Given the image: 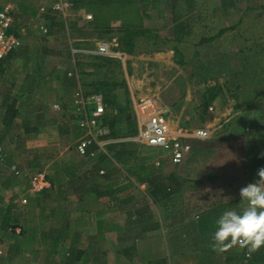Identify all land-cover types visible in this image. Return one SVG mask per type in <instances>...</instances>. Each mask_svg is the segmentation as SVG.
<instances>
[{
    "label": "rangeland",
    "instance_id": "1",
    "mask_svg": "<svg viewBox=\"0 0 264 264\" xmlns=\"http://www.w3.org/2000/svg\"><path fill=\"white\" fill-rule=\"evenodd\" d=\"M171 1L158 0L157 6L146 2V6L154 9L156 15L162 13L160 20L167 28L159 33L157 42L163 45V49L178 45L182 53L175 54L179 64L155 66L152 72L157 80H147L145 75L143 81L149 85L153 82L155 90L157 87L164 89L165 99L172 107L170 110L155 90L149 94L155 99L164 121L191 143L192 150L183 162H174L170 158V162L156 172L155 180L164 181L165 186L170 185L173 190L170 198L158 203L151 197L155 191L151 185L142 184L135 170L127 164L121 165L123 174L135 186L130 189L135 199L126 208L129 207L127 210L136 213L137 217L130 219L123 210L124 215L116 213L108 220L99 219L100 211L91 214L79 211L82 202L77 199L76 192L58 203L59 207L53 208L50 204L55 206V203L48 202L43 210L39 207L31 210L33 199L23 205L19 198L15 199L16 202L13 200V196L26 192L28 178L34 172L36 164L28 161L29 155L32 156L33 150L43 148L45 142L48 144L45 147L52 150L55 139H60L57 123L68 119L67 104L76 88L65 83L64 70L78 68L81 80L91 82L104 76L103 72L108 68L93 65L90 55L83 52H78L75 58L79 66H74V58L68 57L63 49L64 37L58 34L47 38L45 33L36 31L34 21L40 0H0V5L11 2L16 6L21 26L27 30L23 42L29 47V51L10 55L3 62L0 133L4 127L3 101L9 94L20 110L18 122L26 118L33 120L32 110L39 103L47 104L48 108L43 111L45 118L51 120L39 132L23 135L22 139L16 137L22 131L14 126L10 136L1 144L8 155V163L18 164L23 173L17 177L6 165L0 168V264H63L74 244L84 250L74 264L107 263L108 252L104 253V248L108 246L112 250L111 264L120 263V249H126L127 260L134 259L138 252L158 250L164 255L171 252L169 264H178L182 260L186 264H247V257L241 258V253L252 254L250 246L226 243L223 250H219L213 248L212 236L216 230L215 222L224 211L239 212L247 206V202L239 197V190L253 181L257 170L264 167V156L261 155L264 153V0H175L173 6ZM105 10L96 8V13ZM172 10L187 12L179 19L188 26L184 34L170 31ZM118 13L122 19L121 9ZM96 20L99 21V17ZM72 21L68 22L69 28L66 29L67 34L72 35V42L74 38H81L85 40L84 46L92 47L100 37H107L100 42H108L114 52L123 51L122 30L118 24L94 28L83 25L80 17ZM73 26H76L74 33ZM169 49L167 52L171 53ZM110 68L115 71L109 80L120 85L125 76L123 69H118L115 64ZM33 78L35 83L30 86ZM25 84L30 87L33 97L28 95L29 90L23 91ZM142 84L145 89L146 84ZM137 91L139 89L134 91L133 104L136 102V105L131 112L135 113L140 127L139 137L143 123L148 119L145 117L146 121H143L146 114L136 107L141 98ZM113 92L124 96V86H118ZM56 99L68 102L63 110L52 109ZM135 140L143 149L142 153L151 152V147L142 139L135 137ZM73 145L74 141H71V149L66 144L59 145L64 156L72 151ZM155 154L166 156L162 151ZM135 162L136 159L132 158L128 163ZM11 200L17 204L13 212L22 211H18L21 221L3 227L1 219ZM121 235L126 238L124 241H119Z\"/></svg>",
    "mask_w": 264,
    "mask_h": 264
},
{
    "label": "crops",
    "instance_id": "2",
    "mask_svg": "<svg viewBox=\"0 0 264 264\" xmlns=\"http://www.w3.org/2000/svg\"><path fill=\"white\" fill-rule=\"evenodd\" d=\"M45 1L46 0H40L39 7L37 8V11H38L37 17L34 21V24H35L34 29H36V31H39V32H42V31L36 26V22L38 21L39 8L42 5V3ZM47 1H50V0H47ZM76 1L78 2L77 7H76ZM93 1L102 2L104 3V5L107 3L105 6V9H106L105 12L96 13V8L98 9L100 8L97 5H92ZM157 1L158 0H74V6L69 12L70 15L67 17V23L72 20H73L72 22H75L80 17V19L82 20L81 23L83 25H88V26L92 25L95 28V27H100L98 25L100 20L99 21L96 20L98 17L100 18L102 15H108V16L114 15V16H118L119 18L118 10L121 9L123 18L120 19L118 22L113 21L111 25L118 24V26L122 30L121 37L123 36V44H124L123 51L114 52L111 49H109L108 53L106 54L99 53L98 47L101 41L100 39L102 38L107 39V37H102V38L100 37L97 44L92 47L84 46L85 40L81 38H76V39L74 38L75 41L73 42L71 41V45H72V50L74 53L83 52L87 55H92V54L108 55V57L109 56L117 57L121 61L122 69H123V76H124V73H125V76H124V79L120 80V82L125 83V85H123L125 89V95L118 96L117 100H118V104L123 106V105H126L128 101L131 99L130 101L131 103L130 102L129 103H130V107L132 110H133V105L134 107L136 105V102L133 104V100H134L133 98L135 97L134 91L136 89H139L137 93L141 97L153 94L152 91L155 90L156 85H153V82L150 83L149 85V82L143 81V77L146 75L148 76L147 80L148 79L157 80V76L152 72L153 70H155V66L164 65V64L177 65L179 63H177L175 54L177 52L182 55L181 49L178 47V45L170 47V49L169 47H164L163 49L162 48L163 45L160 46V44L157 42L158 37L160 35L159 33L163 32L164 31L163 28H167V27L165 24H163V20L162 22L160 20L162 17V13L160 15H156V12L154 9H152L151 7L148 8V5L146 6V2H149V4L152 6L153 4L154 6H157L156 4ZM171 2H172V6L174 5V3L176 4L175 0H172ZM7 3H11V2H7ZM144 3H145V6H144ZM4 4H6V2ZM4 4L0 5V7H2ZM115 4H119L118 9L113 8ZM15 10L17 14V25H18L17 30L20 32L23 38V36L27 33V30L24 26H21V22H20V19L18 17V12H17L18 10L16 6H15ZM171 12H172L171 21L173 22V24L170 25L171 26L170 31L173 33L176 32L178 34L179 33L184 34L188 30V26L182 21L179 22V19L182 18V15L183 17H185L184 15L187 14V12L185 11L175 12V10H172ZM56 15L58 19H61L65 21L66 23V19L62 15L60 14H56ZM56 15L47 14L45 16H51L53 18ZM87 15H92V18H87ZM92 20L93 22H91ZM154 20H156L155 23H154ZM158 20H160L161 24L158 22ZM93 27L92 29H94ZM75 30H76V26L74 28L73 33L75 32ZM44 35L46 36V33ZM49 37L50 36H48L47 38ZM112 39L115 40L116 37H113ZM129 39H130L131 44L128 43ZM178 40H181V37L178 38ZM126 47L127 48L129 47V50L126 49ZM168 49L171 53L167 52ZM73 63L75 66L76 65L75 58H74ZM77 71H78L77 68L69 70L68 75L71 77L75 76V79H72V80L70 79L69 81H67V83L75 87L76 88L75 91L79 87H82L85 91L93 89V87L88 88V89L85 88L87 85L86 84L84 85L83 83L84 80H81V75H78ZM143 82L144 84H146L145 89L142 88ZM147 87H148V90H147ZM156 89L158 90H155V92L161 99V102L166 105V108L168 110H170L172 107L170 106V104H168L167 99H165L166 92L162 91L164 90L163 88L157 87ZM156 93H154V95H156ZM70 101L71 100H69L68 102L70 103ZM54 102H60L63 107L64 106L66 107V104L68 103V102L64 103L60 99H56ZM69 103L67 105H69ZM51 107L53 109V104L51 105ZM115 112H117V110H115ZM134 115L135 113L133 114V116ZM133 118H135L136 120V117H133ZM124 119L125 118L123 117H119V119L117 120V124H116L118 128L123 126ZM65 121L66 122L60 121L59 123H57L56 130H57L58 138L60 139H55L52 150L45 147V146H48L46 142L43 148H38V152L40 155L47 154V155H50V157L46 156L40 161L38 160L39 164L41 165L37 168L35 165V167L33 168L34 172L28 178V186H29V179L35 172L40 171V170H46L48 171L49 177L52 181V188L48 191L37 194L35 197L32 196L33 198L30 197L31 196L30 195L28 196L29 199L34 200L36 198H39L40 201L43 203L42 205H44V208L46 207L48 202L55 203V206L50 204V206L54 208V207H59L58 203L67 199L68 196L71 197L73 193L76 192L78 196L77 199L80 202H82L81 205L78 207V210L81 211L82 213L88 212L89 214H91V212L100 211L101 216L99 219L102 218V219H108V220L110 219L111 215L116 214V213L121 214V216L124 215V213H122L123 210L126 214H128L127 209L129 207L126 208V205L135 199L133 194L130 192L131 187L133 188L135 187L133 186L132 181L122 172L120 173L114 172L111 176L109 177L106 176L108 174V168L113 167L112 163L108 161L107 159L106 161L101 162L98 167L94 168L95 162L93 160H95V158H97L98 155L96 154L93 157L83 156L82 154L78 152L76 148L77 140L83 134L82 128L77 124L74 116L71 115L70 113L68 114V119ZM136 123L138 127V132L135 134V136L120 137L119 135L122 132L121 131L122 129H121L120 131H117L118 137L109 138L108 136H106L103 139L104 140L103 149L107 143L114 142L115 144H117V146H115L113 149L115 152L120 151L123 155H124V152H126V154H128V151L131 152L132 156L126 162L128 167H133V166H138V165L141 166L144 164H150V165L152 164L154 165V168L158 167L162 169L163 166H165V164L168 161L170 162V156L166 152L159 150L157 148L151 147V146H150L151 147L150 153H142L143 149L142 150L140 149L139 142H136L135 140V137L137 139V134L139 133V129H140L137 120H136ZM67 134H71V137H66ZM71 141H74L75 145H73L72 151H70V153L64 156L63 155L64 151L60 150L59 145L63 146L64 144H66V146L68 145L67 148L71 149V146H70ZM158 151L164 152L166 156L160 157V155L158 154L156 155L155 153H158ZM32 156H34V150H33ZM32 156L29 155L28 161L33 160ZM132 158L136 159V162L134 164H129L128 162H130ZM8 162L9 160L6 159L4 165H6L8 168L11 169V165L15 163L9 164ZM116 164L121 165L120 162ZM49 165H51L50 169H48ZM18 167L21 170V173H23L22 168L19 165ZM69 167H71L72 169H68ZM11 171L13 172L14 176H17V177L19 176L15 174V172L12 169ZM110 184L112 186L114 185L120 188L118 189L119 190L118 193L123 199L122 205L107 207L102 202V200L97 196L98 190L104 191L107 189V187ZM142 184H146V183L142 182ZM147 184L149 185V183ZM45 194H48L49 197L45 198L46 196ZM54 197H56L57 199H55ZM16 198H19L18 201H20V196L18 195L14 196L13 200H15ZM130 208H132V206ZM64 214L67 215V212H64ZM135 214L136 213L133 212L132 218L137 217L135 216ZM121 216L118 215L117 217L121 218ZM103 238L104 240L106 239L105 237ZM125 239L126 238H124V236L121 235L119 238V241H124ZM104 251H105L104 253L106 254L108 252L107 254L108 262L107 263L104 262V264H111L110 254L112 253V250L108 246V248H104ZM157 251L154 252L153 250H150V251H146L145 253L138 252V255H135L134 259L127 260L128 256H126V252H127L126 249H124L123 251L122 249H120V251L118 252H121L122 254L118 256L119 257L118 260L120 262L119 264H169L168 261L171 258V252H169V254L164 255L163 253L157 252ZM178 264H186V263L184 262V260H182V261H179ZM188 264H191V263H188Z\"/></svg>",
    "mask_w": 264,
    "mask_h": 264
},
{
    "label": "trees",
    "instance_id": "3",
    "mask_svg": "<svg viewBox=\"0 0 264 264\" xmlns=\"http://www.w3.org/2000/svg\"><path fill=\"white\" fill-rule=\"evenodd\" d=\"M106 4L104 5V3H102V2H94V1L92 3V5H97L100 9H103V10L105 9ZM77 6H78V2L76 1V7ZM113 8L118 9L119 4H115V6ZM54 15H56V14H54ZM44 18H45V24L48 27V31L46 32V37L56 36V35L60 34L65 39L64 40V43H65L64 47L65 48H63L65 50V53L67 54L68 57L76 58V56L79 55V53H74L72 50L71 40L73 38H72L71 34H69V35L67 34L68 31L66 30L67 28H69L68 23H67V25H68L67 26L65 21L58 19L57 15L54 16L53 18L51 16H44ZM99 20H100L99 24H98L99 26H111L113 21L118 22L120 20V18H118V16H114V15H110V16L102 15L99 18ZM56 39H58V38H56ZM128 43L131 44L130 39L128 40ZM126 49L129 50V47L128 48L126 47ZM27 51H29V47L27 45H25L23 42L22 45L17 50H14L12 53H10L9 56L15 55V53L20 54V52L25 53ZM89 57H90V60L92 58V61L94 62L93 65H97L98 68L99 67L100 68L101 67L108 68L107 72L106 71L103 72V74L105 73L104 76L97 79L96 81L89 82L86 79V81L84 80V82H83L84 84L93 87V89L87 90L86 92H88V93L99 92V93H102V95L104 97L105 106H106L104 124L110 130L108 137L109 138L118 137L117 131H120L121 129H122L121 134L120 135L118 134L120 137L135 136V134L138 132V127H137V123H136L135 118H133L134 117L133 113L131 112V107H130V103H131L130 101L131 100L128 101L126 106H124V105L121 106L120 104H118V100H117L118 96L115 95V93L113 92L114 89H116L118 86L125 85V83L122 82L119 85V83L117 81L109 80L110 74L113 75V73L115 71L114 69H111L110 67L115 64L118 66V69L121 70L122 69L121 61L117 58H110V57H106L103 55H95V56L90 55ZM3 62L0 66V73L4 69L3 68ZM76 65L79 66V62L77 60H76ZM64 72H63L64 73L63 79H64L65 83L67 81H69L70 79L71 80L75 79V76L71 77L68 75L69 69H65ZM77 72H78V75H80V71L78 70ZM122 73H123V71H122ZM57 76H58V74H57ZM33 83H35L34 78H33L32 82L30 83V86ZM22 89H23V91L29 90L28 95L33 97L31 94V91H30V87H28L27 84L22 86ZM9 95L6 96L4 98V101H3V108H4L5 113L3 116V124H4L3 131L0 133V146L4 142V140L10 136V134L12 133V131L14 129V126H16V128H18L19 130L22 131L21 133H23V134L18 133L16 135L17 138L22 139L23 135L27 136L33 132L37 133L41 130L42 127L51 123L50 118L49 119L45 118V113L43 111L44 110L43 108L46 109L48 107H47V104H44V103H39L32 110V113L34 114L33 120L26 118L25 120L23 119L21 122H18L20 110L17 107L16 100L11 98V96H9ZM115 110H117V112H115ZM123 114L125 116H122ZM119 117L125 118L123 120V122H124L123 126L120 128H118L116 125ZM115 146H117V144H115L114 142H109L104 146V149H100L99 145H97V144H95L91 147V150H96L97 155H98V157L95 158V160H93L95 162L94 168L98 167L99 164L101 162L106 161V159L112 163L113 167L108 168V174L106 175L108 177L111 176L114 172H117V173L122 172L123 168L121 165H123V164L125 165L127 160L129 158H131V156H132L131 152H129V151H128V154H126V152H124L125 156L120 151L115 152L113 150ZM34 152H35V154H34V156H32V159H33L32 161H34V163L36 164V168L41 165V164H39V161L41 159L45 158L46 156L50 157V155H47V154L46 155L45 154L40 155L37 150ZM118 162H120L121 165H117L116 163H118ZM130 168L135 170L136 177L138 180H140L146 184L149 183V185H151L153 190H155L153 192V195L151 196L155 203H158L161 200L163 201V200H166V199L171 197V194L173 191L171 186L170 185L165 186V184H164L165 182L162 180L161 181L155 180V178L157 177L156 172L161 170V168H158V167L154 168V165H152V164L151 165L150 164H144L141 166L138 165V166H133ZM68 169H72V168L69 167ZM173 179H174V177L171 176L170 180H173ZM93 188H94V186H93ZM118 189H120V188L116 187L114 185L112 186L110 184L106 190H104V191L98 190L97 196L102 200V202L107 207L122 205L123 199L119 195ZM45 195H46L45 198L49 197L48 194H45ZM13 198H14V196H13ZM54 198L57 199L56 197H54ZM31 201H32V203L34 202L31 210H34L36 207H40L41 210L44 208V205H42L43 203L40 201L39 198H36L34 200H31ZM16 205L17 204L14 203L13 200H11L10 206L4 209L5 212H4L2 219H1V226L9 227L12 224L13 225L18 224L19 221H21V214L18 212L21 210H17L16 212H13L14 207ZM127 211H128L127 212L128 216L131 219L133 216V212L131 210H127ZM83 253H84V250L77 248L75 244L71 245L69 248V251L67 252L66 256L64 257L66 259H64L63 264H74V262L78 261L80 259V257H82ZM229 257H233V256L230 255ZM246 257H247V264L264 263V245H262L261 247H259L256 250H254L252 252V254H250L246 251H243L241 253V258H246Z\"/></svg>",
    "mask_w": 264,
    "mask_h": 264
},
{
    "label": "built area",
    "instance_id": "4",
    "mask_svg": "<svg viewBox=\"0 0 264 264\" xmlns=\"http://www.w3.org/2000/svg\"><path fill=\"white\" fill-rule=\"evenodd\" d=\"M74 0H50L45 1L39 8L38 21L36 26L44 33L48 31L44 16L47 14H60L66 19L70 15ZM13 3H6L0 7V66L2 62L17 50L23 43V38L17 30V14ZM92 18V15H87ZM110 46L108 42H100L99 53H108ZM137 109L144 115L139 140L151 147L166 152L174 162H183L186 160L192 150L191 143L185 141L179 133L174 132L164 121L158 108H156L155 99L151 95L141 97L137 103ZM53 109L63 110L60 102L53 103ZM68 111L74 116L77 124L82 128L83 134L77 140L76 148L83 156L93 157L97 154L96 150H91L95 144L103 149L104 138L109 135L110 130L104 124L106 106L102 93L86 92L79 87L72 96L68 105ZM201 133H206L201 131ZM5 149L0 146V167L4 166L7 157ZM11 169L15 174L20 175L21 170L17 164H12ZM52 188V181L48 171L40 170L35 172L29 179V186L25 193L20 194V201L25 204L30 195H37ZM20 228H17L19 231Z\"/></svg>",
    "mask_w": 264,
    "mask_h": 264
},
{
    "label": "clouds",
    "instance_id": "5",
    "mask_svg": "<svg viewBox=\"0 0 264 264\" xmlns=\"http://www.w3.org/2000/svg\"><path fill=\"white\" fill-rule=\"evenodd\" d=\"M239 197L247 206L239 212L226 210L217 218L213 248L223 250L226 243H239L254 251L264 245V167L257 170L253 181L240 188Z\"/></svg>",
    "mask_w": 264,
    "mask_h": 264
}]
</instances>
